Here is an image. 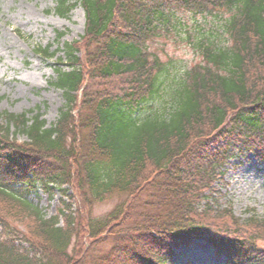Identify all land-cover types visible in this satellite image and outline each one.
I'll use <instances>...</instances> for the list:
<instances>
[{"label": "trees", "instance_id": "16d2710c", "mask_svg": "<svg viewBox=\"0 0 264 264\" xmlns=\"http://www.w3.org/2000/svg\"><path fill=\"white\" fill-rule=\"evenodd\" d=\"M77 5L83 33L63 57L33 48L56 59V120L0 112V264H169L195 241L224 264L264 261V216H235L215 188L236 155L264 160V0H56L54 11ZM184 13L213 15L222 32L191 40ZM181 32L200 60L172 76L148 42ZM37 188L67 201L47 216L28 197Z\"/></svg>", "mask_w": 264, "mask_h": 264}, {"label": "rangeland", "instance_id": "374dc122", "mask_svg": "<svg viewBox=\"0 0 264 264\" xmlns=\"http://www.w3.org/2000/svg\"><path fill=\"white\" fill-rule=\"evenodd\" d=\"M55 1L0 0V112L20 113L39 107L46 125L56 120L65 97L59 88L51 85L56 77V59H44L33 48L46 44H51V49L58 46L57 55L63 57V43L78 40L84 26L80 5L60 16L54 11ZM182 17L184 30L189 32L191 40L205 30L222 32L219 19L213 15L184 13ZM199 28L205 30L199 31ZM60 32L63 35L56 40V34ZM187 32H181L178 37L171 33L148 42L149 52L167 62L172 76L200 60L199 54L187 42ZM60 67L66 68L65 64ZM160 100L163 98L145 104L143 110L147 112L150 104L158 106ZM17 138L22 140L24 137L17 135ZM219 185L215 187L216 194H220L217 202L222 206L226 204L235 216L246 218L251 213L264 216V160L257 161L252 154L236 155L226 166L223 183ZM28 197L47 216L56 213L61 200L67 201L59 191L49 196L40 188ZM119 200L120 197H113L94 204L92 214L103 215ZM107 244H102L100 250ZM254 246L257 254H264V239H257ZM224 260L216 258L208 245L195 241L175 250L169 264H224ZM252 264H264V261Z\"/></svg>", "mask_w": 264, "mask_h": 264}]
</instances>
